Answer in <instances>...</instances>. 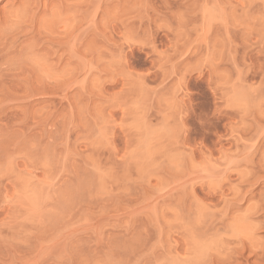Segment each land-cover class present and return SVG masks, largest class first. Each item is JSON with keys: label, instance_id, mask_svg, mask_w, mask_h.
Returning a JSON list of instances; mask_svg holds the SVG:
<instances>
[{"label": "rangeland", "instance_id": "374dc122", "mask_svg": "<svg viewBox=\"0 0 264 264\" xmlns=\"http://www.w3.org/2000/svg\"><path fill=\"white\" fill-rule=\"evenodd\" d=\"M0 264H264V0H0Z\"/></svg>", "mask_w": 264, "mask_h": 264}]
</instances>
